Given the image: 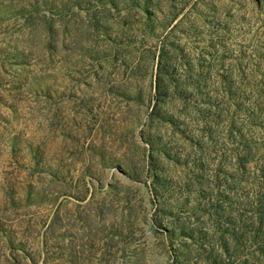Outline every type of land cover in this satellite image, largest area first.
Returning a JSON list of instances; mask_svg holds the SVG:
<instances>
[{
	"label": "rangeland",
	"instance_id": "obj_1",
	"mask_svg": "<svg viewBox=\"0 0 264 264\" xmlns=\"http://www.w3.org/2000/svg\"><path fill=\"white\" fill-rule=\"evenodd\" d=\"M0 264H264V0H0Z\"/></svg>",
	"mask_w": 264,
	"mask_h": 264
}]
</instances>
